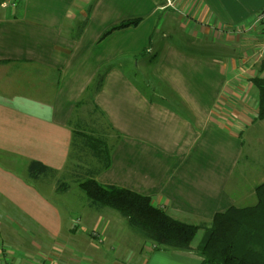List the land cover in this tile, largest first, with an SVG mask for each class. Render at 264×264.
Wrapping results in <instances>:
<instances>
[{
	"label": "crops",
	"instance_id": "crops-1",
	"mask_svg": "<svg viewBox=\"0 0 264 264\" xmlns=\"http://www.w3.org/2000/svg\"><path fill=\"white\" fill-rule=\"evenodd\" d=\"M263 9L264 0H0L3 262L21 264L12 253L22 222L42 255L31 264H112L91 236L105 222L109 229L108 214L72 212L65 221L41 183L27 178L35 161L66 179L75 133L96 136L99 118L111 165L96 168L97 181L150 196L176 220L200 226L191 251L143 242L140 264H202L206 228L218 212L241 208L239 189L264 173L253 84L264 77V36L255 25ZM148 81L157 84L149 92L140 85ZM99 83L94 97L85 95ZM252 141L253 168L245 149ZM43 184L58 194L56 179Z\"/></svg>",
	"mask_w": 264,
	"mask_h": 264
},
{
	"label": "trees",
	"instance_id": "trees-1",
	"mask_svg": "<svg viewBox=\"0 0 264 264\" xmlns=\"http://www.w3.org/2000/svg\"><path fill=\"white\" fill-rule=\"evenodd\" d=\"M139 21L122 23L113 28L133 27ZM258 91V121L264 120V77L253 79ZM101 85L86 89L88 96L94 97ZM77 132V131H76ZM76 141L69 156L71 175L85 176L87 180L79 182V187L85 193L93 208L103 211L108 208L118 211L132 227L137 228L146 238L145 242L155 249L169 251H191L193 240L196 238L200 226L188 224L173 218L168 210L156 206L150 196L140 195L130 189L120 186L101 184L96 179V168L90 166L88 157L100 163V168L107 169L111 165L110 147L103 139L93 134L75 133ZM81 139V140H80ZM78 160L81 165L72 169L71 162ZM83 159L86 169L83 168ZM81 160V161H80ZM83 171V172H82ZM27 175L35 185L49 179H56V192L65 193L70 190L64 178L57 179V171L50 169L41 162L31 161ZM257 204L250 207L231 206L223 212H218L211 225L207 227V234L198 252L202 257V264H264V183L255 187ZM90 205V206H91Z\"/></svg>",
	"mask_w": 264,
	"mask_h": 264
},
{
	"label": "rangeland",
	"instance_id": "rangeland-1",
	"mask_svg": "<svg viewBox=\"0 0 264 264\" xmlns=\"http://www.w3.org/2000/svg\"><path fill=\"white\" fill-rule=\"evenodd\" d=\"M211 52L213 54L210 53L209 56L214 57L216 53L214 51H211ZM140 85L142 89L146 90L147 92H149L151 89H155V86H157L156 83L150 82V81L141 83ZM254 93L257 95L258 93L257 90H255ZM96 119L99 121L98 122L96 120L97 121L96 129H99L98 132L96 133L97 134L96 136L100 138V140L103 139L105 142H107V145L108 144L110 145V142L108 141L106 137L107 134L104 132V129L106 128L104 122L99 118H96ZM254 132H255V129H251L250 136L248 137V139L251 140L253 138ZM252 142L253 144H249V143L248 145L245 144V149L248 146L249 157H248L247 163L250 164V166L253 168V167H257L258 164H257L256 156L252 155L256 151V146H255L256 142L255 141H252ZM88 160H89L90 166H95L97 167V169L100 167V163L96 161L95 159L91 158L90 156L88 157ZM81 162L84 163L83 168L86 169L85 167L86 161L83 159V161ZM77 165H81V164L78 160L74 159V161L71 164L72 169H74V167ZM241 166L242 165L239 166V169H237L233 175V177L236 179H239L238 177L240 176L239 171H240ZM70 172L67 175L68 177L65 180H63L64 182H67L69 186L71 187L70 190H68L65 193L53 194V195L49 194V191L50 190L52 191L54 188V186L47 185L49 184V182L47 184L41 183L39 186L42 187L44 191L48 193L49 197L53 199L55 201V204H57L59 208L61 209V211H63L64 216L66 217L65 221L67 218L70 217V215H72V212H74L73 216H77V217L82 215L83 217L87 218L91 216L92 213H96L98 215L100 210L92 207L85 193L79 187L80 181L88 179L87 172L85 173V176L82 174L80 179L78 178V176L74 177L73 176L74 174L71 175ZM233 182L236 185V181L233 180ZM262 183H264V173L260 174L259 176H256L251 182L249 181V183H245L244 186L239 189L240 192L243 193V195H245L242 200L243 203L240 204V206L250 207V206H255V204H257L256 194L250 196L248 192L252 190V187H254V185L258 186ZM233 190L235 193L237 192L236 189H233ZM102 213H104L103 217L104 215L108 214V216L106 215V218L105 217L104 218H105V221H108L109 229H108V226L106 227V222H105L104 226H101L100 229H95L91 232L92 238L98 239L99 242H103L104 238L101 233L103 232L104 234L105 232L106 242L104 245H102L98 241H96V244L98 245V247H100L101 249H104L105 253L109 254V255L107 254V257L111 259L110 261L113 260L112 264H116V262H119L121 255H126V254H128V256L126 257L124 264H140L141 251L139 250L141 249V246H142L141 244H143V242H145L146 240L144 234L140 232L137 228L132 227L129 221H127L118 211L116 212L114 210L106 208L104 209V211H102ZM20 223L17 224V228H16V231H18L19 233V236H18L19 242H18V245H15L16 248H13L14 253H12V255L15 256L21 264H31V262H34L37 258L38 259L42 258L40 257L42 255L37 250L38 246L35 244L33 239L30 238L31 235L30 236L26 235V230L22 229V226H20ZM23 223L27 224V222L25 221H23ZM26 229H29V228H26ZM30 229L34 234L36 233V231H34L32 228ZM80 234H83V233L80 232L79 235ZM200 234L201 233L197 234L194 242L199 243L201 241ZM22 240L24 242L20 244ZM25 241L29 245H26ZM28 248L31 251V253L27 250ZM159 251H163V250H159ZM98 262H99L98 264H105V261H98Z\"/></svg>",
	"mask_w": 264,
	"mask_h": 264
},
{
	"label": "built area",
	"instance_id": "built-area-1",
	"mask_svg": "<svg viewBox=\"0 0 264 264\" xmlns=\"http://www.w3.org/2000/svg\"><path fill=\"white\" fill-rule=\"evenodd\" d=\"M255 25L260 26L262 30V34L264 36V9L258 12V15L256 16V20H255ZM3 255H4V252L0 250V264H5L2 260Z\"/></svg>",
	"mask_w": 264,
	"mask_h": 264
}]
</instances>
